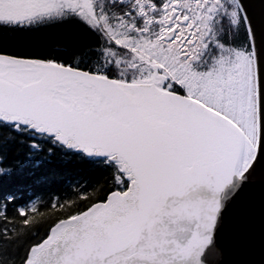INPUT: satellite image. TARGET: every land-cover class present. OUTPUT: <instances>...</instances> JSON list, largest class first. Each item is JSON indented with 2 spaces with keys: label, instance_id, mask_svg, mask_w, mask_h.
I'll list each match as a JSON object with an SVG mask.
<instances>
[{
  "label": "snow or ice",
  "instance_id": "obj_1",
  "mask_svg": "<svg viewBox=\"0 0 264 264\" xmlns=\"http://www.w3.org/2000/svg\"><path fill=\"white\" fill-rule=\"evenodd\" d=\"M0 264H264V0H0Z\"/></svg>",
  "mask_w": 264,
  "mask_h": 264
},
{
  "label": "trees",
  "instance_id": "obj_2",
  "mask_svg": "<svg viewBox=\"0 0 264 264\" xmlns=\"http://www.w3.org/2000/svg\"><path fill=\"white\" fill-rule=\"evenodd\" d=\"M36 171L37 174L51 177L47 183L33 188L35 194L45 200L54 194L62 196L71 194L70 188L77 180H87L89 178V172L86 167L74 161L64 160L61 157H57L52 163L41 165Z\"/></svg>",
  "mask_w": 264,
  "mask_h": 264
}]
</instances>
